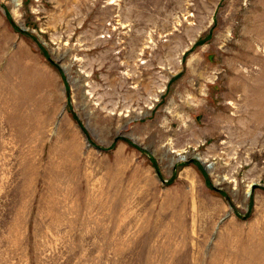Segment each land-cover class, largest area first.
<instances>
[{"label":"rangeland","instance_id":"374dc122","mask_svg":"<svg viewBox=\"0 0 264 264\" xmlns=\"http://www.w3.org/2000/svg\"><path fill=\"white\" fill-rule=\"evenodd\" d=\"M0 264H264V0H0Z\"/></svg>","mask_w":264,"mask_h":264}]
</instances>
